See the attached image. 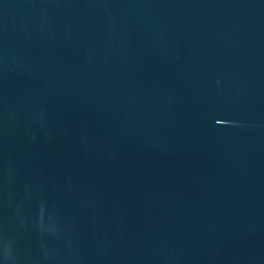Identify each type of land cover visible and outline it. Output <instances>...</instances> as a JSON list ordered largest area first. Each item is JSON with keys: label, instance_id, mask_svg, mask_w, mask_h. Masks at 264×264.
Segmentation results:
<instances>
[{"label": "water", "instance_id": "obj_1", "mask_svg": "<svg viewBox=\"0 0 264 264\" xmlns=\"http://www.w3.org/2000/svg\"><path fill=\"white\" fill-rule=\"evenodd\" d=\"M0 264H264V0H0Z\"/></svg>", "mask_w": 264, "mask_h": 264}]
</instances>
